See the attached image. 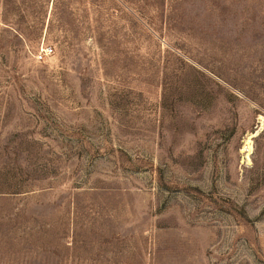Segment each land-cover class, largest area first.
I'll use <instances>...</instances> for the list:
<instances>
[{"label": "rangeland", "instance_id": "rangeland-1", "mask_svg": "<svg viewBox=\"0 0 264 264\" xmlns=\"http://www.w3.org/2000/svg\"><path fill=\"white\" fill-rule=\"evenodd\" d=\"M0 264H264V0H0Z\"/></svg>", "mask_w": 264, "mask_h": 264}, {"label": "built area", "instance_id": "built-area-1", "mask_svg": "<svg viewBox=\"0 0 264 264\" xmlns=\"http://www.w3.org/2000/svg\"><path fill=\"white\" fill-rule=\"evenodd\" d=\"M53 52V49L50 47V48H44L40 53H39V59L40 60H43L45 57L51 55Z\"/></svg>", "mask_w": 264, "mask_h": 264}]
</instances>
